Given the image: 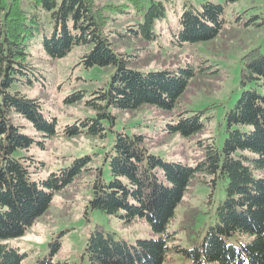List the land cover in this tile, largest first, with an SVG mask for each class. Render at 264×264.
Instances as JSON below:
<instances>
[{
  "label": "trees",
  "instance_id": "obj_1",
  "mask_svg": "<svg viewBox=\"0 0 264 264\" xmlns=\"http://www.w3.org/2000/svg\"><path fill=\"white\" fill-rule=\"evenodd\" d=\"M127 1L142 9L143 15L135 26L128 24L130 34L126 35L152 38L153 22L164 15L163 3L151 1L144 8L140 0ZM123 7L96 0H0V238L23 233L47 209L53 191L79 173L88 159L78 157L58 172L35 180L26 160H32L31 155H12L33 142L32 136L19 131L13 112L30 120L44 135L55 132V118L42 113L37 97L11 89L15 81L32 83L36 77L27 59L28 38L42 34L43 48L52 57L75 44L92 42L81 56L82 63L115 65L110 80L89 101L102 110L83 119V125L90 120L87 132L104 134L101 118H112L108 105L131 109L152 103L171 108L193 76L190 66L148 71L129 67L128 54L114 51L104 30L109 19L105 10L122 11ZM225 20L224 3L206 0L199 8L184 4L178 16L180 39L213 38ZM240 59L239 81L244 89L226 114L227 136L221 147L208 142L205 157L196 166L150 153L143 134L116 132L104 152L110 178L105 181L96 167L89 204L109 213L120 210L126 220L145 218L157 237L128 243L105 235L97 225L83 248L89 264H163L169 251L181 253L187 264H264V52L253 46ZM199 113H178L169 130L185 135L197 131L203 124ZM79 131L77 124L65 127L68 135ZM196 170L226 178L225 198L215 208V223L205 229L193 230L198 208L183 212L180 229L192 236L187 246H181L174 242L175 230L168 231L167 224ZM53 250L36 264H70L53 259ZM22 258L17 247L0 242V264H21Z\"/></svg>",
  "mask_w": 264,
  "mask_h": 264
},
{
  "label": "rangeland",
  "instance_id": "obj_2",
  "mask_svg": "<svg viewBox=\"0 0 264 264\" xmlns=\"http://www.w3.org/2000/svg\"><path fill=\"white\" fill-rule=\"evenodd\" d=\"M151 1H161L165 9L164 15L153 22L154 36L146 39L126 35L130 34L128 24L135 26L142 19V9L137 10L127 0H96L100 4L124 5L122 11L105 10L109 19L104 30L112 48L128 54L129 67L148 71L190 66L193 76L171 108L152 103L131 109L108 105L112 118H101L104 134L87 132L90 120L83 125V119L95 117L102 110L89 101L96 95L94 91L110 80L115 65H84L81 56L90 50L92 42L75 44L63 55L52 57L43 48L42 34L26 40L27 59L34 66L36 77L32 83L15 81L11 89L37 97L42 113L48 119L55 118V132L44 135L30 120L13 112V122L20 125V132L32 136L33 142L28 148H17L12 155H31L32 160H26L30 177L35 180L46 178L51 171L58 172L78 157L88 156V159L79 173L61 189L53 191L47 209L23 233L0 238V242L23 253L21 264H36L37 259L49 255L54 247L53 259L89 264L83 248L97 225L103 227L105 235L128 243L157 237L145 218L135 216L126 220L120 216V210L109 213L89 204L96 167H100L105 181L110 178L104 152L113 144L117 131L143 134L150 153L193 167L205 157L208 142L213 141L218 147L223 145L227 136L226 114L244 89L239 81L240 57L253 46L264 52V0H209L224 3L226 20L215 37L193 42L180 39L178 16L184 4L199 8L206 0H140V3L146 8ZM196 111H200L203 123L200 129L188 135L169 130L178 113L190 115ZM73 124L80 131L66 134L65 127ZM226 181L207 170L195 171L167 224L168 231L175 230L176 244L190 243L192 235L180 229L183 212L188 208L199 210L193 230L215 223V208L225 198ZM188 261L181 253L169 251L163 264Z\"/></svg>",
  "mask_w": 264,
  "mask_h": 264
}]
</instances>
